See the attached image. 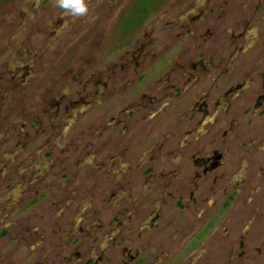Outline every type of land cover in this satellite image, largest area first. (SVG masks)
Listing matches in <instances>:
<instances>
[{
	"label": "rangeland",
	"instance_id": "374dc122",
	"mask_svg": "<svg viewBox=\"0 0 264 264\" xmlns=\"http://www.w3.org/2000/svg\"><path fill=\"white\" fill-rule=\"evenodd\" d=\"M263 50L264 0H0V264H264Z\"/></svg>",
	"mask_w": 264,
	"mask_h": 264
},
{
	"label": "flooded vegetation",
	"instance_id": "af4514ba",
	"mask_svg": "<svg viewBox=\"0 0 264 264\" xmlns=\"http://www.w3.org/2000/svg\"><path fill=\"white\" fill-rule=\"evenodd\" d=\"M263 52H264V50H263ZM179 57V59H181V60H183V58H184V56L182 55H179L178 56ZM158 60H160V59H158ZM153 61V59L151 60V59H149V61L148 62H152ZM259 61V63H261V65L263 64V66H264V55L263 56H261L260 57V59L258 60ZM154 62V61H153ZM148 65H150V63H148ZM261 78L264 80V71H263V74L261 75ZM215 80L213 79L212 80V82H211V84H209L207 87V89H209L210 91H212L214 88H215V91L217 90V84H215ZM165 86V85H164ZM261 86L264 88V84L262 85L261 84ZM171 87V84H168L167 86H165V89H167V88H170ZM187 87V86H186ZM163 138H166L167 137V135H164V136H162ZM186 137V136H185ZM184 137V138H185ZM159 141H156V142H154L151 146H149V148H148V153L150 154V156H149V158H150V160H151V156H152V154H153V150L157 147V146H160V144L158 143ZM153 157V156H152ZM154 158V157H153ZM153 166H148V167H146L145 168V170L146 171H148V173H150L151 171H153ZM164 173V172H163ZM161 178H164V177H161ZM148 185V184H147ZM163 186H164V183H163ZM166 186H168V185H166ZM82 188V186H79V189H81ZM163 188H165V190H166V188L167 187H163ZM163 195L165 194V192H163L162 193ZM212 216H214V215H212ZM195 233H194V235L195 234H197V235H199V237L198 238H196L197 237V235L196 236H194L193 235V237H194V239H195V241H194V244H192L191 245V248H190V252L191 251H193L194 249H195V246L196 245H199L200 243H202L203 242V240L204 239H206V235L205 234H201L200 233V231L198 232L197 230L196 231H194ZM206 233V232H205ZM85 236V235H84ZM192 237V238H193ZM86 239H89V238H86ZM187 243V245L186 246H189L190 245V239L186 242ZM195 245V246H194ZM186 246H184L183 248H185ZM99 249H100V247H99ZM143 250H145L144 248H143ZM146 254H148V253H146ZM138 257V256H137ZM77 262H78V260H77ZM74 263V264H78V263ZM137 262H138V260L135 262L134 261V263H136L137 264ZM134 263H132V264H134ZM80 264H91V262L89 261V259H85L84 261L82 260V262H80ZM155 264H160V263H155ZM164 264H167V261H166V263H164Z\"/></svg>",
	"mask_w": 264,
	"mask_h": 264
}]
</instances>
